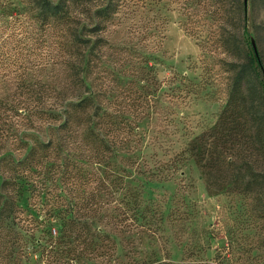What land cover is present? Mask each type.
Instances as JSON below:
<instances>
[{"label": "rangeland", "instance_id": "rangeland-1", "mask_svg": "<svg viewBox=\"0 0 264 264\" xmlns=\"http://www.w3.org/2000/svg\"><path fill=\"white\" fill-rule=\"evenodd\" d=\"M13 1L31 13L29 0ZM107 5L109 11L95 13ZM239 6L245 7V22ZM73 10L82 11L88 28L99 24L102 38L95 51L93 41L86 51V93L121 129L109 139L117 145L111 162L122 180H108L105 188L103 165L77 161L94 179H82L80 190L95 191L110 223L127 224L122 231L104 228L116 241L112 264L155 258L211 264L217 249L229 245V232L237 242H245V234H264V153L256 135L264 129V72L254 65L252 98L243 90L229 101L231 65L255 57L253 43L264 64V0H247V7L245 0H102ZM53 35H45L47 47L23 50L22 63L34 78L68 87L67 96H73L77 88L64 61L71 54L54 44ZM222 39L228 40L221 47ZM25 133L28 144L7 148L10 157L23 158L50 138L49 130ZM50 188L55 198L76 189L64 183ZM8 231L16 239L20 230L0 228V264H7ZM231 251L234 264L244 262V252Z\"/></svg>", "mask_w": 264, "mask_h": 264}, {"label": "trees", "instance_id": "trees-1", "mask_svg": "<svg viewBox=\"0 0 264 264\" xmlns=\"http://www.w3.org/2000/svg\"><path fill=\"white\" fill-rule=\"evenodd\" d=\"M101 1L29 0L33 8L31 13L24 14L13 0H0V228L6 224L20 230L16 239L13 232L6 233L9 238L7 264H112L116 241L104 228L113 225L122 231L127 226L120 227L122 221L109 222L107 210L103 213L104 206L95 202V191L80 190L81 180H88L90 174L87 175V170L77 161L103 165L105 188L109 181L113 184L122 180L111 162L116 157L117 145L109 139L118 137L121 129L114 125L109 114L101 113L100 106L88 96L83 77L88 45L93 41L95 51L102 39L97 36L99 24L88 28L83 23L82 11L73 10V7L88 4L99 6ZM110 6L99 8L95 13L100 16L109 11ZM238 9L245 22V7ZM244 28L246 31L245 25ZM87 32L97 37L91 40ZM48 33L54 34L53 42L57 47L71 54L64 56V61L71 69L77 88L73 96H67L68 87L51 86L34 78L30 67L22 63L23 50L48 46L45 40ZM226 40L222 39L221 47ZM240 48L242 51L240 46L238 50ZM253 50L255 57L246 56L238 65H231L229 101L243 90L247 91L248 98L253 96L254 65L264 72L257 47ZM254 102L255 99H251L250 103ZM56 121H60L59 124H55ZM13 126H18L16 134L9 133ZM27 128L34 132L49 130L50 138L47 142H36L23 158L10 157L12 150L7 148L21 149L28 144L24 138L29 137L25 135ZM256 135L264 153V129L258 128ZM15 141L19 143L17 146ZM156 171L161 172V169ZM111 177L114 179L110 180ZM93 181L89 178V183ZM61 183L76 188L72 195L60 192L56 198L53 196L50 187H59ZM261 189L259 216L263 218L264 175ZM25 192H29V196L24 205L21 200ZM135 198L143 202L140 194L135 193ZM128 217V212H124L125 220ZM106 218L108 220L103 222ZM256 235L245 234V242H237L233 232H229V245L217 249L211 264H234L231 250L246 254L244 262L239 264H264V234L255 239ZM131 264L174 263L168 258H155L132 260Z\"/></svg>", "mask_w": 264, "mask_h": 264}, {"label": "water", "instance_id": "water-1", "mask_svg": "<svg viewBox=\"0 0 264 264\" xmlns=\"http://www.w3.org/2000/svg\"><path fill=\"white\" fill-rule=\"evenodd\" d=\"M245 6L247 7V0H245ZM255 46H256L255 43H253L254 48H256Z\"/></svg>", "mask_w": 264, "mask_h": 264}]
</instances>
